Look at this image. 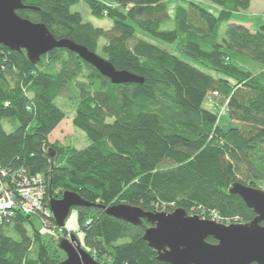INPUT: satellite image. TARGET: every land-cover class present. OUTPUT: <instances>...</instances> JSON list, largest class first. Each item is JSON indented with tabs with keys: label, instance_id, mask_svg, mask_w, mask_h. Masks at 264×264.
<instances>
[{
	"label": "trees",
	"instance_id": "obj_1",
	"mask_svg": "<svg viewBox=\"0 0 264 264\" xmlns=\"http://www.w3.org/2000/svg\"><path fill=\"white\" fill-rule=\"evenodd\" d=\"M167 1L22 0L28 8L17 12L57 40L96 54L104 40L103 58L143 83L113 84L66 49L35 65L26 51L0 46V182L14 189L40 174L47 208L68 191L92 204L77 209L78 221L82 247L99 264H167L143 239L150 223L135 226L106 208L183 209L247 224L256 214L231 189L241 183L263 190L264 25L253 31L232 21L250 9V0H208L220 9L217 16L195 0H181L174 17ZM81 2L97 18L106 15L112 28L72 12ZM61 97L74 105L73 125L91 142L84 149L49 141L66 118L56 105ZM218 108L234 126L221 127ZM34 217L45 220L17 210L0 224V264L65 260Z\"/></svg>",
	"mask_w": 264,
	"mask_h": 264
},
{
	"label": "water",
	"instance_id": "obj_2",
	"mask_svg": "<svg viewBox=\"0 0 264 264\" xmlns=\"http://www.w3.org/2000/svg\"><path fill=\"white\" fill-rule=\"evenodd\" d=\"M27 8L22 0H0V46L10 51H26L29 61L35 65L55 49H66L113 84L143 83L141 78L117 70L110 61L86 47L70 40H57L44 24L33 23L17 14ZM231 192L255 212L252 222L226 225L188 215L183 209L147 213L125 204L106 208V213L135 226L142 225L144 220L150 223L143 239L158 252V260L167 264H264V191L236 183ZM88 207L92 204L71 191L65 192L61 199H51L49 204L59 229H65L73 209ZM210 237L217 243H209ZM58 247L66 254L60 264H99L75 234L60 239Z\"/></svg>",
	"mask_w": 264,
	"mask_h": 264
},
{
	"label": "rangeland",
	"instance_id": "obj_3",
	"mask_svg": "<svg viewBox=\"0 0 264 264\" xmlns=\"http://www.w3.org/2000/svg\"><path fill=\"white\" fill-rule=\"evenodd\" d=\"M180 1L181 0H168L166 2L171 17L175 16L176 7L180 3ZM250 1H251L250 9L248 11L234 13L232 16V21L238 24L242 23L249 29L251 28L253 29V31H257L264 25V0H250ZM195 2L196 3L199 2V5H201L204 9L213 13L216 16L219 15L220 13V9L217 6L210 3L208 0H195ZM71 11L79 12L82 15L84 21L92 23L96 27L109 30L113 26V22L110 19H108L106 15H104L103 18H97L84 2H81L80 4L72 7ZM138 36L153 43H157L153 41L150 37L145 36L141 33H139ZM104 44H105L104 40H101L99 43L98 54L101 57H104L102 52V47ZM215 103L219 104L218 101ZM56 105L65 112L66 118L61 122L58 128L50 135L49 137L50 143H60L64 146L71 145L78 150L88 147L91 142L88 139L86 133L76 128L73 125V119L75 117L76 112H75V107L70 102L69 98H62V97L59 98L56 101ZM204 107L208 108L209 103L205 102ZM218 110L222 115L220 117V125L223 129H228L230 126L235 125V123L228 122V116L227 114H223L222 108L220 109L218 108ZM5 129L7 132L11 131L10 127L6 126ZM262 189L264 191V186L262 187ZM33 222L37 229L44 230L46 236L48 238H52L56 240L57 244L59 243L60 239L69 238L72 234L76 235L77 239L81 242V245H83L84 243L85 235L80 229L77 209L72 210L70 216L66 221L64 231L63 229L55 228L53 226L50 228H46L45 226H43V224L39 222L38 218L36 217L33 218ZM62 255L64 259H66V254L64 252L62 253Z\"/></svg>",
	"mask_w": 264,
	"mask_h": 264
},
{
	"label": "built area",
	"instance_id": "obj_4",
	"mask_svg": "<svg viewBox=\"0 0 264 264\" xmlns=\"http://www.w3.org/2000/svg\"><path fill=\"white\" fill-rule=\"evenodd\" d=\"M15 181L16 179L13 178L12 183ZM17 186V188L12 189L8 182H0V224L7 216L18 210L28 216L43 214L45 219L42 221L43 226L46 228L52 227L50 221L53 218L52 213L44 203L46 187L42 175L39 174L32 178L25 177L23 182ZM203 219L226 225L240 224V222L225 223L216 215L210 219Z\"/></svg>",
	"mask_w": 264,
	"mask_h": 264
},
{
	"label": "crops",
	"instance_id": "obj_5",
	"mask_svg": "<svg viewBox=\"0 0 264 264\" xmlns=\"http://www.w3.org/2000/svg\"><path fill=\"white\" fill-rule=\"evenodd\" d=\"M238 24V23H237ZM242 24V23H241ZM243 25V24H242ZM245 26V25H244ZM250 27V26H249ZM251 29V28H250ZM251 30H253V29H251Z\"/></svg>",
	"mask_w": 264,
	"mask_h": 264
},
{
	"label": "bare ground",
	"instance_id": "obj_6",
	"mask_svg": "<svg viewBox=\"0 0 264 264\" xmlns=\"http://www.w3.org/2000/svg\"><path fill=\"white\" fill-rule=\"evenodd\" d=\"M199 3V2H198Z\"/></svg>",
	"mask_w": 264,
	"mask_h": 264
}]
</instances>
